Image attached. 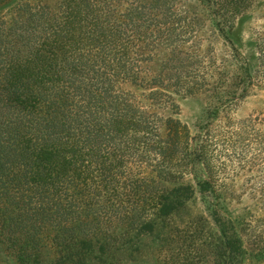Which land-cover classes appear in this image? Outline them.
<instances>
[{
	"label": "trees",
	"instance_id": "obj_1",
	"mask_svg": "<svg viewBox=\"0 0 264 264\" xmlns=\"http://www.w3.org/2000/svg\"><path fill=\"white\" fill-rule=\"evenodd\" d=\"M51 1L0 0V254L82 264L149 211L139 231L168 227L201 161L175 98L208 95L211 264H264V215L220 213L264 202V114L232 118L264 91V27L244 36L264 0Z\"/></svg>",
	"mask_w": 264,
	"mask_h": 264
},
{
	"label": "rangeland",
	"instance_id": "obj_2",
	"mask_svg": "<svg viewBox=\"0 0 264 264\" xmlns=\"http://www.w3.org/2000/svg\"><path fill=\"white\" fill-rule=\"evenodd\" d=\"M32 1H39L45 5L52 4L51 0ZM262 27H264V9L257 7L252 10L251 19L244 25L245 38H251L252 34ZM175 101L179 107L177 118L189 129L198 150L196 155L201 159L197 162L192 176H186L182 180L183 183L193 186L195 192L193 198L171 218L170 222H167L168 227L163 228L160 222H157L153 232L139 231L140 227H137L139 223L155 222V215L150 211L146 215H141L139 222L117 226L114 230L117 237L114 243L116 246H111L110 252L99 257L96 245L82 264H211V235L217 231L211 219L213 200L211 192L201 194L194 181L196 179L197 182L211 184V99L208 95H195L176 97ZM258 113L264 114V91H257L239 103L232 112V118L243 120ZM228 173L230 175L222 177L221 180L234 181L237 187L246 183L249 177H253L232 170ZM152 175L150 171H145V176ZM205 189L211 191V188ZM220 210L222 216L225 217V213H229L233 219L249 215L260 217L264 215V202L256 203L244 196L241 200H234V203L228 207L221 202ZM119 219L117 217V225ZM159 231L161 234L158 237ZM48 250L51 251L50 264H54L56 250L52 248ZM180 253L182 254L179 257L176 256ZM95 256L99 258L96 259ZM46 262L45 258L44 264ZM0 264L16 263L9 254L3 253L0 254Z\"/></svg>",
	"mask_w": 264,
	"mask_h": 264
}]
</instances>
